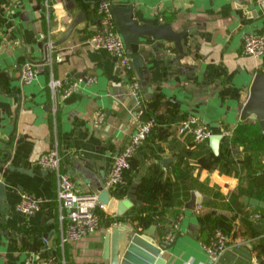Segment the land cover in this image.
<instances>
[{
  "label": "crops",
  "instance_id": "crops-1",
  "mask_svg": "<svg viewBox=\"0 0 264 264\" xmlns=\"http://www.w3.org/2000/svg\"><path fill=\"white\" fill-rule=\"evenodd\" d=\"M122 1L132 2L136 15L152 23L172 20L178 27L187 18H192L193 24L195 19L199 20L203 28L196 32L198 44L192 45L191 53L181 59L183 64L154 55L145 61L152 85L150 96L157 91L163 93L160 112L166 111V101L171 100L178 102L183 115L198 114L210 126L211 133L224 134L227 129L234 136L239 132L236 144L242 152L246 151L247 141L241 138L244 125L255 124L264 133L257 119L240 117L254 72L264 70V54H243L241 46L245 33L264 30V0ZM98 2L0 0V179L5 184V200L11 204L6 221L0 224L15 233L0 230V264H26L27 259L30 264H108L103 256L108 226L99 225L79 239L62 240L67 208L57 197L58 169L45 168L37 161L40 152L56 148L60 169L71 174L80 161L91 160L106 179L115 154L135 129L139 105L117 56L90 41V34L100 27ZM80 8L84 18L45 53L37 34L49 35L52 40L59 38ZM160 54L175 57L178 50L170 47ZM25 59L38 65L30 81L20 77ZM79 70H83L79 75L94 74L95 80H82L65 95L60 87L50 86L51 78L65 81L77 76L75 72ZM143 96L148 98L144 90ZM96 109L104 111L101 122L92 121ZM141 115L145 116L142 110ZM207 145L210 146L209 139L196 142L190 134L179 132L176 120L169 123L162 136L155 129L134 153L139 171L132 184L154 164L173 181L175 203L168 207L161 223L156 220L151 229L164 236L160 226L173 224V234L182 233L170 247L162 249V264H187L189 260L194 264L258 261L252 250L256 237L249 234H239L228 241L215 260L201 245L198 212L186 206L191 191L204 197L201 209L215 205L219 211L230 212L228 194L238 183L235 173L199 164L197 155ZM262 158L264 162V153ZM71 176L78 191H91L82 175ZM23 191L41 198L42 206L32 212L19 210L16 203ZM241 200L236 203L242 210L237 221L250 225L258 209L242 196Z\"/></svg>",
  "mask_w": 264,
  "mask_h": 264
},
{
  "label": "water",
  "instance_id": "water-1",
  "mask_svg": "<svg viewBox=\"0 0 264 264\" xmlns=\"http://www.w3.org/2000/svg\"><path fill=\"white\" fill-rule=\"evenodd\" d=\"M110 8L124 38L126 47L131 55L133 66L137 77L139 78L142 88L147 97L150 96L152 85L146 72L149 68L145 67V61L150 55L155 58H166L171 61L178 60L183 64L181 59L191 53V46L197 45L196 32L203 28L199 20L187 18L175 27L172 20H161L152 23L140 19L135 11L132 2L122 0H112ZM85 16L84 10L79 9L72 19L68 28L62 36L52 40L49 35L37 34L39 46L45 53L49 47L61 42L73 28V26ZM99 20V18H98ZM101 28V27H100ZM190 38V39H189ZM170 47H175L178 54L175 57L172 54H160L167 51ZM83 70L75 72L78 76ZM141 107V106H140ZM138 107L137 109H139ZM241 118H254L259 121L261 129H264V70L259 69L254 72L249 86V94L242 104L240 111ZM221 132H213L209 135V144L211 148L218 152ZM167 157L163 158L165 162ZM71 174L77 178V174L82 175L87 187L92 192H96L98 199L104 203L107 209L114 211L116 214H122L132 205L133 202L140 203L139 199L134 197L136 184H132L126 195L117 197L112 190L105 184V177L91 160L80 161L71 170ZM6 191L4 181L0 179V223L5 222L7 213L11 210V204L5 200ZM202 198L201 195L191 191V196L186 202V206L194 208L195 204ZM242 199L247 203L264 207V199L253 195L243 194ZM157 223L154 220L146 227H136L124 220H119L108 226L104 232L103 256L108 259V264H162L164 258L161 256L162 249L170 247L176 238L182 233L176 231L172 238L164 242V236L161 233L152 231V225ZM0 230L6 234H15L8 227L0 224ZM45 235V232L43 233ZM22 238V235H18ZM249 264H264L253 259Z\"/></svg>",
  "mask_w": 264,
  "mask_h": 264
},
{
  "label": "built area",
  "instance_id": "built-area-1",
  "mask_svg": "<svg viewBox=\"0 0 264 264\" xmlns=\"http://www.w3.org/2000/svg\"><path fill=\"white\" fill-rule=\"evenodd\" d=\"M111 0H99V28L90 34V41L94 46H103L117 56L123 73L126 75L131 94L135 102L139 105L135 129L129 139L122 145L114 156L113 165L105 184L115 187L126 181L124 170L130 165V158L137 148L142 144L154 123L152 116H142L143 89L133 66L131 55L128 52L122 33L115 23L113 13L110 8ZM241 52L247 55L264 54V30L255 32L249 31L244 34ZM38 71V65L31 59H25L21 63L20 77L23 81L32 80ZM94 74L78 75L65 81L51 78L50 86L55 89L61 88L62 94H68L75 90L80 81L95 80ZM105 117L104 111L96 109L92 114L93 122H101ZM178 131L192 136L196 142H203L211 134L210 126L196 113L189 112L183 115L178 121ZM224 134H230V130H224ZM37 161L45 168H57V197L61 204L67 208V223L62 240H75L94 231L99 226L100 217L96 211V206L106 207L98 199L96 192L78 191L74 180L67 169H60V154L56 148H49L39 153ZM42 206V199L23 191L16 207L23 212H32ZM203 206L200 200L195 204L194 210L199 212ZM257 210L255 215H259ZM173 236V231H168L164 236V242L169 241ZM227 234L219 227H216L209 235L208 239L201 241V245L207 254L213 259H217L227 246ZM26 264H30L27 259ZM187 264H194L190 260ZM208 264V263H203Z\"/></svg>",
  "mask_w": 264,
  "mask_h": 264
},
{
  "label": "trees",
  "instance_id": "trees-1",
  "mask_svg": "<svg viewBox=\"0 0 264 264\" xmlns=\"http://www.w3.org/2000/svg\"><path fill=\"white\" fill-rule=\"evenodd\" d=\"M84 5L87 6V3L84 2ZM162 97L163 93L157 91L141 101L143 114L154 118L148 135L155 129L158 130L160 136L164 135L167 133L169 123L179 121L183 116L179 112L178 102L171 100L166 101V111L160 112L159 106L163 101ZM244 126L241 138L247 141L248 149L246 151L242 152L236 144V136L240 135L236 131L234 136L233 134H223L218 152L207 145L206 150L197 155L201 166L208 169L218 167L238 176V183L228 194L230 212L219 211L215 205L198 212V219L201 223L199 236L201 241L207 240L216 227L221 228L227 234V242L239 234L255 236L252 250L258 261L264 263V207L256 205L260 214L253 216L254 220L250 225H243L237 221L238 213L242 210L236 206V203L242 202L243 194H252L264 199V162L262 158L264 133L260 132V128L255 124L250 123ZM138 171V161L133 155L130 158V165L124 170L126 181L112 187V193L116 196L127 193ZM134 194L141 202L132 205L122 214H113L101 206H96L95 209L100 217L99 225L110 226L119 220H130L141 227L148 226L154 220L161 223L168 207L175 203L173 181L169 175H164L163 169L157 164L141 174L136 182ZM172 226L173 224L167 227L160 226L164 236ZM84 264L100 263L87 262Z\"/></svg>",
  "mask_w": 264,
  "mask_h": 264
}]
</instances>
